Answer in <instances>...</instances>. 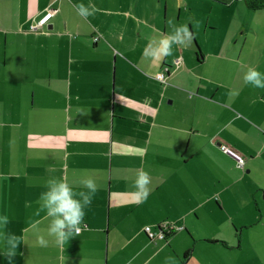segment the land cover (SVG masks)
<instances>
[{"label":"crops","instance_id":"obj_1","mask_svg":"<svg viewBox=\"0 0 264 264\" xmlns=\"http://www.w3.org/2000/svg\"><path fill=\"white\" fill-rule=\"evenodd\" d=\"M54 2L0 0V214L20 238L13 264H264V90L243 80L249 68L264 72V41L214 36L217 23L190 0L171 20L172 0ZM77 2L95 15L80 17ZM51 5L49 27L31 31ZM263 11L249 10L253 20ZM170 22L189 27L192 45L147 59ZM141 171L150 193L137 202ZM52 175L76 190L91 177L98 189L86 227L63 245L37 203ZM164 222L183 229L151 241L145 228Z\"/></svg>","mask_w":264,"mask_h":264},{"label":"clouds","instance_id":"obj_2","mask_svg":"<svg viewBox=\"0 0 264 264\" xmlns=\"http://www.w3.org/2000/svg\"><path fill=\"white\" fill-rule=\"evenodd\" d=\"M77 14L88 19L95 15L97 8L89 2H77L74 4ZM193 33L186 24L170 22V33L157 39L149 41L144 49V56L152 61L173 55L174 47H189L193 43ZM244 83L255 89L264 90V72L249 68L243 76ZM238 94V93H234ZM151 178L147 171L137 174L134 187L136 189L137 202L146 199L150 193ZM82 190H76L62 177L50 176L44 190L40 192L38 198L39 212L45 214L49 219L47 234L54 239L58 245L68 243L71 239L80 236L81 226L88 209L93 202L97 192V185L93 178L88 177L81 180ZM10 217L0 214V252L8 260V264H13L16 250L20 246V238L9 230ZM35 227V224L33 225ZM41 245H46L47 241L41 239ZM133 257L128 264H133ZM166 264H173L169 258Z\"/></svg>","mask_w":264,"mask_h":264},{"label":"rangeland","instance_id":"obj_3","mask_svg":"<svg viewBox=\"0 0 264 264\" xmlns=\"http://www.w3.org/2000/svg\"><path fill=\"white\" fill-rule=\"evenodd\" d=\"M184 0H172V3L175 4L177 12L173 13V10L170 8L172 5H169L170 10V20L175 17L177 19L179 7ZM192 1V7L195 8L194 14L201 16L202 20H209V26H215V23L218 25V29L214 32V36L219 38L228 37L229 32L231 35L229 37L234 40L244 41L245 39H250L258 42L264 41V28L262 33L259 34L258 24L264 25V20L260 17L263 16V13L256 12V18L253 20L251 17V12L247 10L245 5L239 2H233L229 4L230 6H222L218 4L217 0H190ZM189 2V1H188ZM243 6V7H242ZM184 12V11H183ZM253 20V21H252ZM183 18H181V22ZM234 30V31H233ZM259 34V35H258ZM250 45V44H249Z\"/></svg>","mask_w":264,"mask_h":264},{"label":"built area","instance_id":"obj_4","mask_svg":"<svg viewBox=\"0 0 264 264\" xmlns=\"http://www.w3.org/2000/svg\"><path fill=\"white\" fill-rule=\"evenodd\" d=\"M58 0H55V2ZM54 2V3H55ZM53 3V5H54ZM51 5L42 15V17L33 25H31L30 30L33 32H37V31H41L47 27H49V23L52 20V18L54 17V15L56 14L57 9ZM99 40V38H95L94 41L95 43H97ZM182 62L181 60H179L178 62H176V69L179 70L182 67ZM169 69H165L164 73H160L157 74L156 79L157 81H159L160 83H162V85H165L168 83L167 81V77L166 75L169 73L168 71ZM218 148L220 149V152L222 154H224L226 157L232 159L235 163H236V167L239 170H244L245 166L247 165V161L238 154V152L236 150H234L233 148L226 146L225 144H218ZM86 227V225L83 224L81 226V233L84 230V228ZM183 228L178 227L176 224H171L169 222H164L162 223L156 231H154L152 229V227H147L145 228L144 232L147 235V237L151 240V241H162V240H166L167 236H171L173 234H175L176 232L182 230ZM80 233V234H81Z\"/></svg>","mask_w":264,"mask_h":264},{"label":"trees","instance_id":"obj_5","mask_svg":"<svg viewBox=\"0 0 264 264\" xmlns=\"http://www.w3.org/2000/svg\"><path fill=\"white\" fill-rule=\"evenodd\" d=\"M244 2L246 5L245 7L250 11H259L260 9L264 8V0H244ZM171 236H167V239H169Z\"/></svg>","mask_w":264,"mask_h":264}]
</instances>
